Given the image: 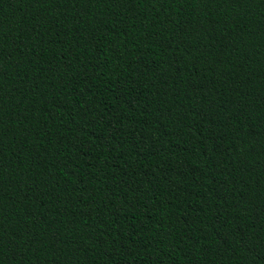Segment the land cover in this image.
<instances>
[{"label":"trees","instance_id":"1","mask_svg":"<svg viewBox=\"0 0 264 264\" xmlns=\"http://www.w3.org/2000/svg\"><path fill=\"white\" fill-rule=\"evenodd\" d=\"M0 264H264V0H0Z\"/></svg>","mask_w":264,"mask_h":264}]
</instances>
